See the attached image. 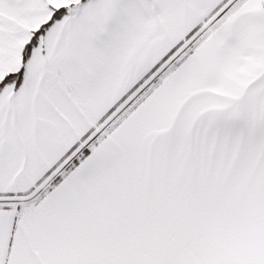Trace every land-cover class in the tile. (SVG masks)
<instances>
[{
	"label": "snow or ice",
	"instance_id": "obj_1",
	"mask_svg": "<svg viewBox=\"0 0 264 264\" xmlns=\"http://www.w3.org/2000/svg\"><path fill=\"white\" fill-rule=\"evenodd\" d=\"M0 264H264V0H0Z\"/></svg>",
	"mask_w": 264,
	"mask_h": 264
}]
</instances>
